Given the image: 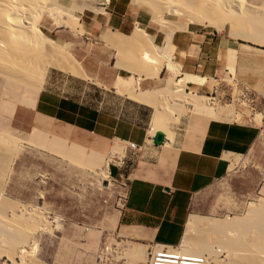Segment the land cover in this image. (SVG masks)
Returning a JSON list of instances; mask_svg holds the SVG:
<instances>
[{
  "label": "rangeland",
  "instance_id": "1",
  "mask_svg": "<svg viewBox=\"0 0 264 264\" xmlns=\"http://www.w3.org/2000/svg\"><path fill=\"white\" fill-rule=\"evenodd\" d=\"M239 2L245 15L262 20L260 29L263 34L264 0H239ZM93 7H97L98 11L84 10L81 16L78 15L80 26L74 30L67 23L58 26L50 19L42 24L43 32L54 41L69 43V55L92 81L83 76L75 77L52 68L47 71L44 80L46 77H53L55 89L71 94L73 89L82 91L84 88L89 95V102L96 106L98 92L103 91L99 83L104 85V77L113 80L115 75L127 78L132 73L133 77H139L136 85L139 90L151 89L152 92H157L164 89L163 93H166L168 97L165 101L166 105L181 107L182 111L183 106H189L185 104V93L192 91L184 87L183 91L175 90L177 92L171 94L169 89L171 80H173L172 72L165 66L158 71L159 74L157 73L155 77L146 76L143 79L132 70L129 72L121 70L117 65L120 62L119 52L116 49L119 48L107 42V31L111 29L113 32L117 30L122 34H130L138 25L153 38L151 43L160 47H166L168 42H171L168 34L172 33V30L174 33L171 39L174 34L190 31L204 32L213 37L219 47V55L223 59L217 75L214 78H203L188 73L184 75L178 68L179 73L175 79L179 80L186 76L185 79L183 78L185 81L183 80L182 85L184 86L186 82L214 86L219 92V99L209 101L220 110V115H228L231 120L236 121L241 119V113L249 116L252 112L253 120L249 123L260 125L261 134L246 154L230 160V163L233 162L234 165L224 178L214 182L192 198L186 219L189 214L209 219L245 215L248 206L261 199L260 192L264 187V101L263 107L259 106L258 109L254 107L255 110L248 108L249 104L243 101L237 104L235 99L243 84L236 77L237 71L234 72L231 59L236 54L242 56L245 60L243 70L246 71V75L263 80L264 86V34L263 38L256 39L257 41L249 40L248 37L234 36L230 33L231 29L227 22L220 25H215L217 23L210 19L193 22L182 12L174 14L176 16L165 15V20L172 28H169L171 27L169 24L164 27L154 22L151 15L142 11L134 0H109L106 5H101L99 0H96ZM62 16L61 19H63L60 20L63 22L65 14ZM109 18L112 24L104 25L103 23ZM120 20H124L126 25L122 29L113 28V25H117ZM103 33L106 43L101 38ZM145 38L144 41L151 46L149 38ZM165 49L173 57L171 44ZM171 60L175 63L172 58ZM186 74L190 75V78L189 76L187 78ZM192 77H194L193 81H190ZM120 79L121 84L127 83L126 79ZM13 83L18 85L15 86ZM105 85L107 87V84ZM24 87L32 86L27 82L22 83L14 78H5L0 75V98L3 101L0 103V132L12 138L15 137L19 141L20 148V152L12 161L10 174L1 194L19 206L25 205V209L31 212L25 210L26 213H24L22 209L19 211L20 214L31 215L33 210L34 215L47 221V228H39L34 235L31 255L34 258L37 257V261H41L40 264H144L147 247L144 246L145 253L141 258L132 259L129 252L126 253L130 251L128 250L130 248L126 247L140 246V244L120 241L113 231L115 226L113 221L115 214L119 213L126 182L125 161L119 167V162L114 158L124 155L123 160H125L123 145L115 142L107 154L100 155L37 130L20 132L14 129L9 122L15 106L21 104L14 105L12 111L9 112L8 97L26 93ZM117 96L127 103L133 101L125 95L123 96L131 101L123 96ZM177 121L178 119L172 125ZM167 130H165L167 138L172 141L171 130L169 127ZM108 159L109 162H107ZM104 168L108 172L106 178L98 174L99 170ZM103 182H107V185H103ZM186 232L187 226H185L183 238L177 247L183 244ZM218 255V259L223 260L225 254L219 252Z\"/></svg>",
  "mask_w": 264,
  "mask_h": 264
},
{
  "label": "crops",
  "instance_id": "2",
  "mask_svg": "<svg viewBox=\"0 0 264 264\" xmlns=\"http://www.w3.org/2000/svg\"><path fill=\"white\" fill-rule=\"evenodd\" d=\"M103 24L112 22L109 18ZM125 25L126 22L120 20L113 28L122 29ZM104 33L101 38L105 42ZM170 44L172 59L180 66L182 73L214 78L221 69L223 59L219 55L217 42L204 32L174 34ZM244 61L238 54L231 59L234 72L237 71L236 77L243 84L235 100L237 104L242 101L239 93L246 90L248 102H252L247 103L248 108H262L263 80L246 75ZM120 69L129 72L125 68ZM57 70L62 71L60 68ZM62 72L71 73L64 69ZM70 75L79 77L72 73ZM132 75L127 78L115 75L113 80L104 77V85L99 83L103 91L98 92L96 106L89 102L84 88L82 91L73 89L75 94L59 91L53 86L55 79L46 77L41 88L33 85L24 87L26 93L8 97L9 112L14 105L21 104L15 106L9 123L20 132L37 130L100 155L107 154L115 142L122 144L126 155V182L119 213L115 214L113 221L116 238L147 248L152 244L177 247L188 220L194 215L189 214L186 219L192 198L228 174L230 160L250 150L261 134V127L249 123L253 120L252 112L249 116L241 113V119L235 121L225 114L211 116L194 113L190 106L185 105V110L177 117V123L169 127L172 141L162 129L152 134L149 125L153 106L133 99V95L137 97L141 90L136 87L139 78ZM83 76L92 81L84 72ZM145 77L143 75L141 79ZM119 78L126 79L127 83L122 85ZM185 89L203 94L210 101L219 99V92L214 86L186 82ZM147 91L152 92L151 89L143 90ZM117 95H125L135 102L123 96L132 102L127 103ZM158 134L161 135L159 143L155 141ZM152 135V142L146 145L145 142ZM165 139L168 140L166 146L163 145ZM128 143L140 146V151L132 153L127 147ZM103 183L107 185V182Z\"/></svg>",
  "mask_w": 264,
  "mask_h": 264
},
{
  "label": "bare ground",
  "instance_id": "3",
  "mask_svg": "<svg viewBox=\"0 0 264 264\" xmlns=\"http://www.w3.org/2000/svg\"><path fill=\"white\" fill-rule=\"evenodd\" d=\"M134 1L142 11L151 15L154 22L160 23L164 27L169 24L165 20V15L176 16L174 14L182 12L193 22L207 19L217 23L215 25L227 22L231 29L230 33L234 36L248 37L249 40L254 39V41L263 38L264 33L262 34L260 29L262 20L245 15L239 0ZM95 2L96 0H0V75L27 82L37 88H41L45 74L51 67L83 76V71L67 51L69 43L54 41L43 32L42 24L50 19L54 21L53 24H58V26L67 23L74 30L80 26L78 15L81 16L84 10L98 11L97 7H93ZM99 2L101 5H106L109 0H99ZM63 13L65 19L62 22ZM169 26L171 25L169 24ZM172 33H174L173 30ZM172 33L168 34L169 40H171ZM145 37L149 38L150 43L153 40L138 25L130 34H122L117 30L113 32L111 29L106 34L107 42L109 41L110 44L119 48L117 50L120 63L117 65L120 68L132 70L138 76L155 77L158 71L165 66L172 72L173 80H171L169 92L173 94L183 91L185 86L182 84L186 76L183 77L184 79H175L180 66L177 67L171 60V54L165 49L170 45V41L168 44L166 42V47L156 46L152 43L149 46L147 41H144ZM188 76L190 78V75H187V78ZM193 78L190 81H193ZM119 81L122 82L120 78ZM122 85L124 84L122 83ZM126 87L123 86V88ZM163 91L165 90L163 89ZM163 91H141L138 92L137 97L131 94L133 99L136 98L146 105L149 103L153 106L150 121L152 134L157 129L165 131L171 127L181 112V107L166 105L165 101L168 100V97ZM176 98L175 102L178 99ZM209 100L210 98L193 92L185 93V104H189L194 113L220 115V110ZM182 108L185 110L186 106ZM166 141L168 140L165 139L163 144L165 146L167 145ZM19 150L17 139L0 133V264H40L41 261L38 262L37 257L34 258L31 255L32 241L39 228H47V221L45 222L43 218L34 215L35 211L33 210V214L24 215L27 211L29 212L25 209V205L19 206L1 194L9 177L12 161L20 152ZM233 165L234 163L231 162V168ZM99 171L98 174L106 178L107 169ZM260 193L261 199L256 203H251L247 213L243 216L223 219L191 216L186 224L187 232L183 244L178 247L179 251L189 256L202 255L205 258L204 264H264V187ZM22 209L24 213L20 214L19 211ZM128 247L130 251H126V253L129 252L132 259L137 258L136 260H138L145 253L143 245H129L126 248ZM219 252L225 254L223 260L218 259Z\"/></svg>",
  "mask_w": 264,
  "mask_h": 264
},
{
  "label": "built area",
  "instance_id": "4",
  "mask_svg": "<svg viewBox=\"0 0 264 264\" xmlns=\"http://www.w3.org/2000/svg\"><path fill=\"white\" fill-rule=\"evenodd\" d=\"M239 98L245 103H249V104L252 103L251 101L248 102L249 96L246 90L240 91ZM148 139L149 141L147 140V142H145L146 145L152 142L153 135ZM127 147L132 153H136L141 149L140 146L133 143H128ZM114 159H116L119 162V167L122 164H124V160H123L124 155L120 157H115ZM104 250L107 251L105 247ZM204 259L205 258L202 255L201 256L186 255L181 251H179L178 247L152 244L147 248L146 261L144 264H204L205 263Z\"/></svg>",
  "mask_w": 264,
  "mask_h": 264
},
{
  "label": "water",
  "instance_id": "5",
  "mask_svg": "<svg viewBox=\"0 0 264 264\" xmlns=\"http://www.w3.org/2000/svg\"><path fill=\"white\" fill-rule=\"evenodd\" d=\"M155 141H156L157 143H159V142L161 141V135H160V134H158V135L155 137Z\"/></svg>",
  "mask_w": 264,
  "mask_h": 264
}]
</instances>
